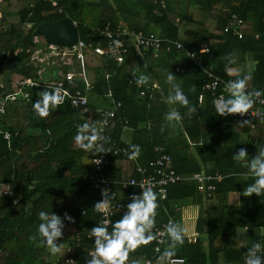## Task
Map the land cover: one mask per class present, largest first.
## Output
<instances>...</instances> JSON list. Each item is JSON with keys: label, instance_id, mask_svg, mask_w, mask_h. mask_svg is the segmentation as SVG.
<instances>
[{"label": "trees", "instance_id": "16d2710c", "mask_svg": "<svg viewBox=\"0 0 264 264\" xmlns=\"http://www.w3.org/2000/svg\"><path fill=\"white\" fill-rule=\"evenodd\" d=\"M58 1L65 11L62 14L53 13L50 5L40 0H3L0 4V61L11 55L17 63L14 71L0 70V100L14 92V73L38 78V68L30 65L35 47L33 33L48 21L77 22L81 39L92 47L107 45L97 31L111 23L112 29L126 25L130 30L179 42L183 50L176 46L170 52L150 50L144 53V59L133 50L122 64L109 56L85 52L87 78L93 87L87 90L83 82L73 81L66 88L87 96L91 117H83L69 100L56 109L50 108L46 117H38L32 102L40 98V92L51 91L45 87L28 88V98L6 102L5 112L0 114V264H65L67 259L73 264H85L94 247L88 230L100 221L93 209L101 199L95 179L110 180L119 193L115 201L128 203L134 189L122 190L117 183L129 177L139 178L138 166L150 171L149 164L159 157L158 147L172 157L171 167L185 179L168 188L165 200L154 191L158 208L152 232L169 219L184 226V208L198 206L196 231L200 242L185 236L174 257L183 258L185 264H243V255L252 242L264 243V195H242L252 177L241 175L246 166L231 157L240 148L253 157L256 146L264 144V125L248 113L219 116L213 106L217 97L210 93H205L201 104L199 97L211 79L187 53L199 52L200 45L206 46L209 52L203 55V63L213 69L215 78L226 83L248 75V91L264 90V0H166L165 9L160 8L161 0ZM85 10L93 11L95 17L89 15L85 22ZM158 10L161 15L156 14ZM11 14L18 16V22L5 27ZM232 14L244 21L243 39L225 32ZM225 56L233 58L232 68L248 61L255 66L250 73L228 76L224 71ZM171 71L195 111L166 102L170 85L165 75ZM134 74H145L148 80L137 86ZM110 91L122 106L110 120L104 146L125 148L126 153L109 155L108 164L97 171L94 159L100 153L81 149L72 137L76 124L85 120L95 124L99 132L104 113L113 108L107 97ZM255 99L249 112L260 108ZM173 107L181 114L180 122L163 119ZM242 120L250 123L240 127ZM127 129L135 136L129 143L122 137ZM133 144L139 145L140 153L129 159L127 153ZM122 161L134 162L130 174H124ZM202 170L222 176L215 182L212 196L200 193L189 179ZM4 187L7 194L3 193ZM40 210L53 211L61 217L67 212L74 218V222L65 221L63 235L57 241L64 243L61 253L52 255L41 243L36 230ZM121 216V211L116 212L112 221ZM168 243L167 237L161 251ZM160 252L156 253L153 246L141 245L129 251L125 264H146L147 260L155 264Z\"/></svg>", "mask_w": 264, "mask_h": 264}, {"label": "clouds", "instance_id": "9594fccd", "mask_svg": "<svg viewBox=\"0 0 264 264\" xmlns=\"http://www.w3.org/2000/svg\"><path fill=\"white\" fill-rule=\"evenodd\" d=\"M114 50L120 47L121 41L115 39L112 41ZM181 47V45H177ZM12 59V58H11ZM225 74L232 76L234 69L230 66L234 63L231 56H225ZM146 67V65H144ZM211 75V73L209 74ZM53 77V75H52ZM175 75L173 72H167L165 81L170 85V91L166 97V102L170 105H179L187 107L188 112L195 111L189 106V100L185 92L182 90L179 83L175 82ZM55 78V77H53ZM135 83L137 86L145 84L148 76L140 74L135 76ZM248 75L237 77L236 79H229L225 83L227 90V97L220 96L213 100L215 113L219 116H228L233 114H240L243 116L250 113L254 98L262 96L264 90L253 89L247 90ZM40 92L39 99L32 102V109L34 114L38 117H46L50 108L56 109L58 105L64 102V95L61 94V89L58 87H51ZM192 89H190L191 91ZM86 97L80 98L81 104H86ZM264 103V100L260 101ZM75 103V101H73ZM251 114V113H250ZM163 119L169 122L181 121V114L175 107L164 113ZM249 120L240 121V127L248 125ZM76 131L72 137L74 143L81 149L95 150L99 153L112 152L110 147L104 145L108 142L106 136H102L98 132L95 124H90L87 120L83 123L76 124ZM163 131V128L161 129ZM257 147V152L253 157H249L245 148H240L232 155V160L246 166V171L241 175L251 176L252 182L247 184L242 195L257 196L264 195V144ZM128 158L135 159L139 156V145H130ZM99 163V161L97 162ZM130 184L136 185L135 181ZM142 191L139 194H133L128 203L124 205L126 211L120 219L111 221V230L109 231V219L102 218L96 223L94 227L88 230L89 236L93 239L94 247L89 250L88 257L85 264H125L130 250H135L141 245H146L152 240L156 239V234L152 232L156 219V210L158 208L157 195L150 186H145L143 183L139 184ZM116 196V193L109 192L107 189L101 190L100 201H97L93 207L97 212L103 213L107 216V209L110 206V201ZM39 223L37 225V232L42 238L41 243L44 244L52 255L61 253L64 243H57L63 235L65 228V221L74 222V218L67 212L63 217L55 212H47L40 210L38 212ZM167 233L169 243L160 252L155 259V264H168L170 258L175 256L177 245L184 243L186 228L178 222L169 220L164 229ZM67 264H73V261L68 260ZM135 264V262H134ZM243 264H264V245L258 241H253L251 246L247 248L243 255Z\"/></svg>", "mask_w": 264, "mask_h": 264}, {"label": "built area", "instance_id": "2783aa9c", "mask_svg": "<svg viewBox=\"0 0 264 264\" xmlns=\"http://www.w3.org/2000/svg\"><path fill=\"white\" fill-rule=\"evenodd\" d=\"M3 0H0V4ZM44 3L50 5V8L53 13L62 14L64 13V8L59 4L58 0H40ZM167 6L166 0L160 1V8L165 9ZM157 15H161L160 10L156 12ZM2 14L0 11V18ZM77 26V22H73ZM244 26V21L237 14H232L228 25L225 27V32H232L239 39L244 38V31H242V27ZM97 35L107 40L106 46L98 45L96 47H92V45H88L85 41L81 39L79 36L78 43L72 47H58L53 45H48L46 41L42 37H35L34 44L35 47L31 51L30 57V65L38 68V78L34 79L31 77H25L18 73H15L17 76L13 80L12 87L14 92L7 95L5 98L1 97L0 100V114H3L6 109L7 101H15L18 98H28L29 92L28 88H40L45 87L46 89L51 87H58L61 89V94L64 95V104L67 100H69L70 104L79 109L80 114L83 117H91L92 111L88 108V99L87 96L80 91L73 94L67 87L69 82L73 81H81L85 84L87 90H90L93 85L88 81L87 72H86V55L85 52L90 51L92 54L96 56H109L116 60L119 64L124 63L125 56L129 54L131 51H135L137 55L140 56L141 59H144V53L150 50L159 53L162 49L167 52H170L172 46H176L178 50H183L182 44L179 42L164 40L159 38L154 34H145L142 31H134L128 29L126 25H118L117 28L112 29V24L107 23L103 29H99L97 31ZM91 39V36H88ZM118 39L121 41L120 47L114 50V45L112 43L113 40ZM181 45V47H177V45ZM201 48L199 52H189L187 56L201 69H205L208 73V78L211 81L206 84L204 87V92L199 97V102L202 104L205 98V93H210L217 98L220 96L227 97L228 93L225 88V83L221 81L219 78H215L213 69L206 68L203 63V55L209 52V49L206 46L200 45ZM12 56L8 55V59H11ZM50 68L52 72L50 74L55 77V81L44 80L43 74L46 72V68ZM211 73V75H209ZM141 96H145V92H141ZM86 97V104L80 103V98ZM107 97L110 99L113 108L103 115V120L100 123L99 134L105 136L106 129L110 125V120L116 117L118 110L121 108L122 104L113 98L112 92H108ZM259 104L260 108L253 109L247 116L253 117L256 119L261 125H264V103L260 102L264 100L263 97H259L255 99ZM75 101V103H73ZM60 104V105H62ZM251 128H255L253 124ZM264 130V129H263ZM112 152L100 153L98 157L94 159V164L96 166L97 171H101L104 164H108L107 157L109 155H121L126 153L125 148H119L110 146ZM156 151L159 157L149 164L148 171L147 168H142L138 166L137 172L140 173V177H129L126 180L119 181L117 184L121 187L122 190L135 189L138 188L139 192L134 194H139L142 189H140L139 184L143 183L145 186H150L153 191H157L163 200L167 198L168 188L171 185H176L185 178L178 174L175 169L171 167L172 157L165 152L163 147L156 148ZM99 161V163H97ZM189 179L193 180L197 189L200 193L207 194L212 196V194L216 190L215 182H219L222 180V176H213L208 174L206 171H200L194 174ZM131 181H135L136 185L130 184ZM96 188L100 190L107 189L109 192L116 193V196L110 201V206L107 209L108 215L105 217L103 213L97 212L100 220L102 218L109 219L110 223L107 227L111 226L112 218L115 213L121 211L122 215L126 209L124 208L125 203L115 201L119 197V193H117L113 189L112 182L105 178H96L95 179ZM7 190H3L4 194H7ZM102 199V197H101ZM100 199V200H101ZM99 200V201H100ZM172 220V219H169ZM168 220V221H169ZM168 221L162 223L154 229V234H156V239L152 240L147 246H153L154 251L159 253L164 244V240L168 237L165 229ZM173 221V220H172ZM80 239V238H79ZM262 245L264 243L260 242ZM66 260L65 264H67ZM72 261V260H71ZM146 264H153L151 260H147ZM168 264H185V260L183 258H170Z\"/></svg>", "mask_w": 264, "mask_h": 264}, {"label": "water", "instance_id": "95a60500", "mask_svg": "<svg viewBox=\"0 0 264 264\" xmlns=\"http://www.w3.org/2000/svg\"><path fill=\"white\" fill-rule=\"evenodd\" d=\"M35 37H42L48 45L58 47H72L78 43L79 30L77 26L70 19H62L60 21H48L39 25L34 33ZM17 63L15 59H8L0 61V70H12L16 69ZM135 192L138 193L139 189L136 188ZM196 242H200V238L196 239Z\"/></svg>", "mask_w": 264, "mask_h": 264}, {"label": "crops", "instance_id": "0c3cea01", "mask_svg": "<svg viewBox=\"0 0 264 264\" xmlns=\"http://www.w3.org/2000/svg\"><path fill=\"white\" fill-rule=\"evenodd\" d=\"M244 35H245V32H244ZM254 66H255V64L251 61H248L245 64H240V65L238 64L237 68L240 71H239V73H233V75L240 76L244 73H250L251 70L254 68ZM237 68L234 67L233 69L236 70ZM122 137H123V140L125 142H128V143L131 142L135 138L134 133L131 132L129 129H127L123 132ZM120 166L123 169L124 174L128 175L132 172V169L134 167V162L133 161H122V162H120ZM198 214H199L198 206H193V207H192V205L186 206L183 210L184 227H185V222H189V226H190V228L187 227L190 234H188V235L185 234V236L188 237L189 239H194L196 236L197 237L195 239L199 238V235L196 231V222H197Z\"/></svg>", "mask_w": 264, "mask_h": 264}, {"label": "rangeland", "instance_id": "374dc122", "mask_svg": "<svg viewBox=\"0 0 264 264\" xmlns=\"http://www.w3.org/2000/svg\"><path fill=\"white\" fill-rule=\"evenodd\" d=\"M89 12H91V13H89ZM93 11H90V10H85L84 11V15H83V18H84V21L85 20H88L87 19V16H94V14L92 13ZM95 17V16H94ZM7 21H6V25H5V27H9L11 24H13V23H16V22H18V16L16 15V14H11V15H9L8 17H7ZM86 22V21H85ZM89 55L91 54V52H87ZM90 63H91V61H90ZM50 68H53V67H48V68H46V72L43 74V79L44 80H51V81H55V78H53L52 77V74H50L51 72H52V70L50 69ZM237 68V67H236ZM239 69L237 68L236 70H234V72L233 73H239ZM16 74L14 73V76H13V80L16 78ZM13 84V83H12ZM4 189L5 190H7V188L6 187H4ZM193 207V206H192ZM185 227H186V234L188 235V234H190L189 233V231H188V229H187V227H189L190 228V226H189V222H185ZM197 237V236H196ZM195 237V238H196ZM194 238V239H195ZM193 239V240H194Z\"/></svg>", "mask_w": 264, "mask_h": 264}]
</instances>
